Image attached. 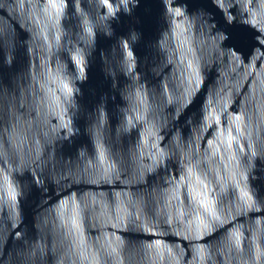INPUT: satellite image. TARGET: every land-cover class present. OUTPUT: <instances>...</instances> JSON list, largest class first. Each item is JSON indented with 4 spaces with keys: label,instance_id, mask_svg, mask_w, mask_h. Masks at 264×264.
<instances>
[{
    "label": "water",
    "instance_id": "1",
    "mask_svg": "<svg viewBox=\"0 0 264 264\" xmlns=\"http://www.w3.org/2000/svg\"><path fill=\"white\" fill-rule=\"evenodd\" d=\"M225 11L0 0V264H264V0Z\"/></svg>",
    "mask_w": 264,
    "mask_h": 264
},
{
    "label": "snow or ice",
    "instance_id": "2",
    "mask_svg": "<svg viewBox=\"0 0 264 264\" xmlns=\"http://www.w3.org/2000/svg\"><path fill=\"white\" fill-rule=\"evenodd\" d=\"M117 0H105L106 4L116 3ZM120 4L126 5L127 0H119ZM169 2H173V0H169ZM180 0H175V3H179ZM210 2L213 4L214 8L222 15L225 24L231 26L235 22V17L229 15L225 9H226V3L228 0H210ZM111 14V13H109ZM174 14L177 17H182L184 13L181 12L179 7L174 8ZM246 31H251L253 38L255 39L256 43L252 45L253 48L259 49L264 48V30L257 29L254 25L251 26L250 29H246ZM3 36L0 34V42H2ZM260 57H264V52L260 53ZM247 59V57H245ZM264 203V201H261ZM262 256H264V252H257L255 254V259H260ZM251 258V257H250Z\"/></svg>",
    "mask_w": 264,
    "mask_h": 264
}]
</instances>
